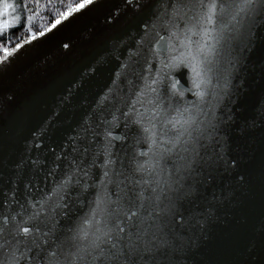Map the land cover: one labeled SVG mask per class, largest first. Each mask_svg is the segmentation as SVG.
<instances>
[{"label":"water","instance_id":"obj_1","mask_svg":"<svg viewBox=\"0 0 264 264\" xmlns=\"http://www.w3.org/2000/svg\"><path fill=\"white\" fill-rule=\"evenodd\" d=\"M231 2L92 0L0 60V264H264V0Z\"/></svg>","mask_w":264,"mask_h":264},{"label":"trees","instance_id":"obj_2","mask_svg":"<svg viewBox=\"0 0 264 264\" xmlns=\"http://www.w3.org/2000/svg\"><path fill=\"white\" fill-rule=\"evenodd\" d=\"M85 0H7L13 7L0 15V60L32 38L33 33L45 31L57 19L77 8ZM4 0H0V10H3ZM5 21L7 24L5 25ZM4 51V53H3Z\"/></svg>","mask_w":264,"mask_h":264},{"label":"snow or ice","instance_id":"obj_3","mask_svg":"<svg viewBox=\"0 0 264 264\" xmlns=\"http://www.w3.org/2000/svg\"><path fill=\"white\" fill-rule=\"evenodd\" d=\"M92 2V0H85V3H82L80 5L77 6L78 10L79 8L85 7L87 6V4H90ZM201 3H204V0H201ZM225 3V0H221V4L223 5ZM255 3V0H232L231 3L228 4V7H221L219 9V16H220V23L222 25H224L225 27H227V25H225V18L228 17V24H231L232 22L235 23H239V17L241 16L242 13L246 12V9L252 4ZM13 5L7 3V0H4L3 3V10H0V15L3 14V11H6L9 8H12ZM216 17H217V4H216V0H209L208 3V7H207V11L206 14H204L202 17L198 18V23H200L201 21L203 23H206L207 25L210 26H215L216 24ZM5 25L7 24V21L4 22ZM60 20L57 19L55 21V23L52 25L53 27H55L56 24H59ZM191 31V30H189ZM44 33H40V35H43ZM195 35V33H193ZM209 34L208 30L205 29L204 31V36H207ZM35 33H33V37H35ZM189 39V47H191V39L190 37ZM17 47H19V45H17ZM5 55H9L10 53H8V50L5 49ZM189 55L191 56L192 61H194L191 64L192 67V71L195 74L196 77H200L201 76V72H211L212 71V64H213V57H214V50L212 47L208 46L207 43L205 44H200L196 50V54L192 55L191 53H189ZM203 65L204 67L201 68L200 66ZM195 83V81H194ZM199 84H196V87H199ZM169 124L172 125L173 129L176 128V124L179 123V121L176 118H173L171 120L168 121ZM185 123H187V121H185ZM181 135L183 133H180ZM19 230L23 232V234L28 235L29 233L32 232V228L29 226H25V225H21L19 226Z\"/></svg>","mask_w":264,"mask_h":264},{"label":"rangeland","instance_id":"obj_4","mask_svg":"<svg viewBox=\"0 0 264 264\" xmlns=\"http://www.w3.org/2000/svg\"><path fill=\"white\" fill-rule=\"evenodd\" d=\"M84 3H85V2H84ZM74 10H75V9H74ZM72 11H73V10H72ZM72 11L68 12L67 14H65V16H64L63 18L69 16V13H71ZM63 18H62V19H63ZM54 23H55V22H54ZM50 26H51V25H50ZM46 30H47V29H46ZM27 39L29 40V38H27ZM24 43H25V42H24ZM20 45H21V44H20ZM12 51H14V50H12ZM12 51H11V52H12ZM3 53H4V51H3ZM9 53H10V52H9ZM5 56H6V55H5Z\"/></svg>","mask_w":264,"mask_h":264}]
</instances>
